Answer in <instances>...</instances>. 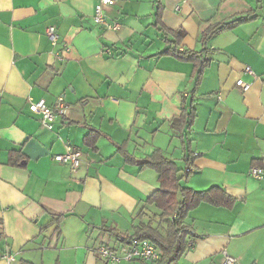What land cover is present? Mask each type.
Here are the masks:
<instances>
[{"label": "crops", "instance_id": "0c3cea01", "mask_svg": "<svg viewBox=\"0 0 264 264\" xmlns=\"http://www.w3.org/2000/svg\"><path fill=\"white\" fill-rule=\"evenodd\" d=\"M97 3L0 0V264H107L101 246L121 252L109 230L132 236L160 213L146 203L159 174L121 147L137 160L159 150L182 169L183 187H218L235 199L231 209L201 203L188 214L180 264H222L224 252L237 264H264V176L249 174L264 169V0H116L105 19L117 30L94 21ZM247 15L201 43L209 26ZM179 29V51L207 49L201 80L193 62L162 54L173 47L167 31ZM61 96L48 130L29 105L54 108ZM191 97L188 163L172 123ZM91 130L96 148L85 142ZM67 145L81 152L77 169L53 160Z\"/></svg>", "mask_w": 264, "mask_h": 264}, {"label": "trees", "instance_id": "16d2710c", "mask_svg": "<svg viewBox=\"0 0 264 264\" xmlns=\"http://www.w3.org/2000/svg\"><path fill=\"white\" fill-rule=\"evenodd\" d=\"M253 19V16H239L230 21L217 23L209 26L202 34L200 41L206 45L214 35L231 30L242 23H246ZM174 38L173 47H169L162 54L172 55L179 60L193 62L195 64L194 72L201 80L205 69L210 64L211 60L204 56L207 49L203 51H179L186 33L182 30H168ZM187 99H184V104ZM194 100L191 97L190 105L184 106L180 117L176 118L172 127L177 132L182 140L185 152L189 159L188 163L194 158L191 153V142L188 138V133L192 130V126L196 119V109L194 108ZM99 138L97 131L91 130L85 138V142L92 148H96V142ZM125 155L126 159L132 164L138 165L141 169L150 168L157 171L159 174V188L146 200L150 206H155L160 213H156L147 221H141L135 226V233L132 236L121 235L114 229L109 231L116 234V237L122 243H128L131 238H139L148 240L158 246L161 253L160 264H180L179 261L188 248L187 237L190 231L185 224L188 214L201 203H208L214 206L233 208L235 199L229 196L225 191L218 187H213L207 191H195L191 188L183 187L181 181L183 179L182 169L177 164L165 157L161 151L156 150L153 154L145 159L137 160L130 155L126 149L119 148ZM18 157V154H13V157ZM12 157V158H13ZM142 215V213H140ZM62 216L57 217L56 221L60 222ZM164 224V225H163ZM52 223L43 228V231L48 229ZM57 229V227H56ZM22 264H31L24 262ZM141 264H147L141 261Z\"/></svg>", "mask_w": 264, "mask_h": 264}, {"label": "built area", "instance_id": "2783aa9c", "mask_svg": "<svg viewBox=\"0 0 264 264\" xmlns=\"http://www.w3.org/2000/svg\"><path fill=\"white\" fill-rule=\"evenodd\" d=\"M114 4H116V0H98L95 7L94 21L97 24L106 25L109 29L117 30L119 28L117 23L108 24L105 19V8ZM46 34L52 43L57 41L58 37L55 32V27H48L46 29ZM246 71L255 76L250 67H248ZM237 86L243 91H247L251 87L249 83H246L243 80L237 81ZM29 109L32 113L41 116V121L45 128L52 130L55 121L64 109V97L61 96L58 98L57 105L54 108L48 106L45 100H39L37 102L31 101ZM53 160L59 164L70 165L73 169H77L81 164V152L74 150L70 145H67L66 151L55 155ZM249 174L256 179H262L264 176V169L262 167L254 166L250 169ZM190 246H192V244H190ZM98 253L107 264H124L132 263L134 261L160 264L161 260V253L158 246L151 241L139 238H131L128 243H125L122 246L121 252L113 250L107 246H101ZM223 256L224 259L222 264H237L236 258L229 255L227 252H224ZM6 259L9 263H12L15 260L12 255H7Z\"/></svg>", "mask_w": 264, "mask_h": 264}, {"label": "rangeland", "instance_id": "374dc122", "mask_svg": "<svg viewBox=\"0 0 264 264\" xmlns=\"http://www.w3.org/2000/svg\"><path fill=\"white\" fill-rule=\"evenodd\" d=\"M156 211H157V209L155 208V207H153ZM164 225V224H163Z\"/></svg>", "mask_w": 264, "mask_h": 264}]
</instances>
